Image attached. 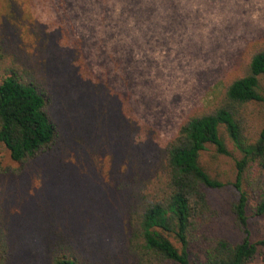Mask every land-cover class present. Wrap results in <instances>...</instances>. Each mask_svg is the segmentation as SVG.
Here are the masks:
<instances>
[{
    "label": "rangeland",
    "instance_id": "374dc122",
    "mask_svg": "<svg viewBox=\"0 0 264 264\" xmlns=\"http://www.w3.org/2000/svg\"><path fill=\"white\" fill-rule=\"evenodd\" d=\"M14 2L18 11L10 19L0 2V43L35 70L51 97L59 136L21 172L6 154L13 169L2 181L9 227L34 263L61 240L96 260L118 262L127 230L120 185L154 160L190 110L214 100L236 72L248 43L264 35V0H174L162 12L167 19L144 21L142 28L133 21L108 26L63 0ZM127 28L139 37L130 61ZM229 149L233 157L222 156L220 168L226 183L234 180V156H240L233 144ZM203 161L215 174L208 151ZM208 193L220 212L215 232L241 240L230 210L235 188ZM255 204L248 209L253 240L264 237ZM250 264H264V248Z\"/></svg>",
    "mask_w": 264,
    "mask_h": 264
},
{
    "label": "trees",
    "instance_id": "16d2710c",
    "mask_svg": "<svg viewBox=\"0 0 264 264\" xmlns=\"http://www.w3.org/2000/svg\"><path fill=\"white\" fill-rule=\"evenodd\" d=\"M0 2L9 9L5 17L13 18L18 11L14 0ZM173 2L63 0L66 8L91 12L97 22L122 28L132 21L139 28L144 21L162 23L167 19L162 12ZM122 32L128 39L124 56L130 61L139 37L129 28ZM51 102L35 70L0 43V264H250L264 248V237H251L248 212L254 200L253 216L264 217V35L248 43L236 72L224 79L214 100L192 108L155 159L146 160L141 172L120 185L126 196L127 230L118 262L96 260L61 240L50 245L43 262L34 263L9 227L2 181L13 169L4 162L6 154L21 165L14 172H21L25 163L56 144L59 130ZM230 144L240 156H234V180L226 183L221 157H233ZM205 151L216 164L215 174L203 161ZM227 184L237 193L230 207L242 233L237 242L214 230L220 212L208 191Z\"/></svg>",
    "mask_w": 264,
    "mask_h": 264
}]
</instances>
